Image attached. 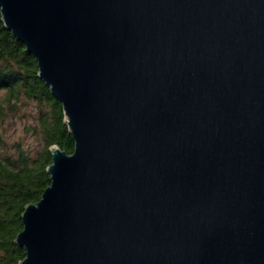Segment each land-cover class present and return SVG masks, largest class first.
I'll return each instance as SVG.
<instances>
[{
    "label": "water",
    "instance_id": "obj_1",
    "mask_svg": "<svg viewBox=\"0 0 264 264\" xmlns=\"http://www.w3.org/2000/svg\"><path fill=\"white\" fill-rule=\"evenodd\" d=\"M72 153L18 264H264V0H0Z\"/></svg>",
    "mask_w": 264,
    "mask_h": 264
},
{
    "label": "trees",
    "instance_id": "obj_2",
    "mask_svg": "<svg viewBox=\"0 0 264 264\" xmlns=\"http://www.w3.org/2000/svg\"><path fill=\"white\" fill-rule=\"evenodd\" d=\"M0 118L4 107L22 99L33 103L35 122L27 128L37 139V149L17 143L12 154L0 153V264H18L25 256L15 242L22 229V212L39 200L49 185L46 171L51 163L50 147L72 153L74 140L64 121L61 103L38 76L36 58L8 30L0 15Z\"/></svg>",
    "mask_w": 264,
    "mask_h": 264
},
{
    "label": "rangeland",
    "instance_id": "obj_3",
    "mask_svg": "<svg viewBox=\"0 0 264 264\" xmlns=\"http://www.w3.org/2000/svg\"><path fill=\"white\" fill-rule=\"evenodd\" d=\"M34 122L35 112L31 101L22 99L11 108L5 106L0 118V153L12 154L13 145L17 143L31 150L37 149L36 136L32 131H26Z\"/></svg>",
    "mask_w": 264,
    "mask_h": 264
}]
</instances>
